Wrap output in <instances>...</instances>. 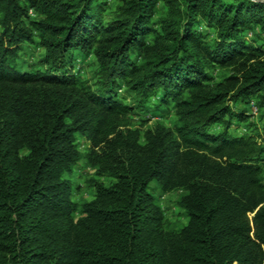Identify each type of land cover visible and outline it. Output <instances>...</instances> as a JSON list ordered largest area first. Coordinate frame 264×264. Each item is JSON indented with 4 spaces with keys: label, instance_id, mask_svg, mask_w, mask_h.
<instances>
[{
    "label": "trees",
    "instance_id": "trees-1",
    "mask_svg": "<svg viewBox=\"0 0 264 264\" xmlns=\"http://www.w3.org/2000/svg\"><path fill=\"white\" fill-rule=\"evenodd\" d=\"M256 26L257 0H0V264H264V134L240 133L252 115L234 106L264 110ZM76 50L92 78L73 72ZM156 98L178 125L143 132L132 116ZM82 158L113 181L91 179L79 204ZM153 181L186 192L181 228Z\"/></svg>",
    "mask_w": 264,
    "mask_h": 264
},
{
    "label": "rangeland",
    "instance_id": "rangeland-1",
    "mask_svg": "<svg viewBox=\"0 0 264 264\" xmlns=\"http://www.w3.org/2000/svg\"><path fill=\"white\" fill-rule=\"evenodd\" d=\"M103 1L108 4L109 10L115 9L116 5L118 4V0ZM32 17H35V14L32 13ZM199 29H201L206 35L213 33V30L207 28L205 25H201ZM258 35H264V33L259 27L256 26L252 31L247 33L248 41L257 44H263L264 42L262 41V37L264 36H261L260 38ZM22 47L23 49L21 51L22 55L20 61L24 67H28V65L31 64L36 65L44 54V50L37 43L26 42ZM133 57H137V54H134ZM73 67V72L76 75H81L85 79H90L92 78L93 70L95 69V58L92 55H85L80 50H76L74 52ZM220 72V70L217 71V74H220ZM120 96L128 97V94L122 91ZM127 102L133 104V100H131L129 97ZM157 102V98L152 100L147 106L148 110L136 109V114L132 116V123L135 126L140 127L143 132L147 129L153 128L158 122L164 123L172 129H175L178 125L177 118L174 115L173 110L169 108L164 110L156 109L155 105ZM252 102L248 105L242 103H237L234 105L237 109H247L252 115V118L249 120V122L253 123L252 126L248 125V122L242 123L239 132H247L255 135L264 134L262 129L264 122V119L262 118V112L264 110H259L256 114L255 108L252 106ZM216 128H219V126H216ZM77 140L80 150L83 153H87L90 143L81 135L77 136ZM142 142H144L143 139ZM71 177L75 185L73 199L79 204L90 201L95 196V189L90 182L91 179L96 178L102 180L106 184H110L113 181V179L109 177L97 176L96 169L89 166L86 159L84 158H82L74 167ZM149 190L154 194L158 203L162 207L166 215L169 228L179 229L188 222V217L186 216L184 209L178 204L180 196L186 193L184 190L179 189L169 193H163L159 184L155 181L150 183ZM79 216L80 215L77 214V217Z\"/></svg>",
    "mask_w": 264,
    "mask_h": 264
},
{
    "label": "built area",
    "instance_id": "built-area-1",
    "mask_svg": "<svg viewBox=\"0 0 264 264\" xmlns=\"http://www.w3.org/2000/svg\"><path fill=\"white\" fill-rule=\"evenodd\" d=\"M252 103H253L252 106H254V108H255V112H256V114H257V112L259 111L258 105H257L256 102H252Z\"/></svg>",
    "mask_w": 264,
    "mask_h": 264
},
{
    "label": "water",
    "instance_id": "water-1",
    "mask_svg": "<svg viewBox=\"0 0 264 264\" xmlns=\"http://www.w3.org/2000/svg\"><path fill=\"white\" fill-rule=\"evenodd\" d=\"M257 1H263L264 2V0H257Z\"/></svg>",
    "mask_w": 264,
    "mask_h": 264
}]
</instances>
